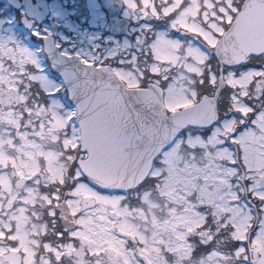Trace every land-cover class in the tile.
Segmentation results:
<instances>
[{
	"label": "snow or ice",
	"instance_id": "1",
	"mask_svg": "<svg viewBox=\"0 0 264 264\" xmlns=\"http://www.w3.org/2000/svg\"><path fill=\"white\" fill-rule=\"evenodd\" d=\"M121 4L109 50L0 32V264H264V0Z\"/></svg>",
	"mask_w": 264,
	"mask_h": 264
},
{
	"label": "flooded vegetation",
	"instance_id": "2",
	"mask_svg": "<svg viewBox=\"0 0 264 264\" xmlns=\"http://www.w3.org/2000/svg\"><path fill=\"white\" fill-rule=\"evenodd\" d=\"M32 27L47 30L62 46L83 50L131 44L137 34L121 0H0V32L14 33L26 46L40 48Z\"/></svg>",
	"mask_w": 264,
	"mask_h": 264
}]
</instances>
